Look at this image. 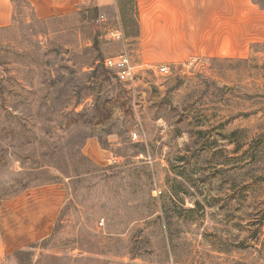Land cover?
Segmentation results:
<instances>
[{"label":"rangeland","instance_id":"374dc122","mask_svg":"<svg viewBox=\"0 0 264 264\" xmlns=\"http://www.w3.org/2000/svg\"><path fill=\"white\" fill-rule=\"evenodd\" d=\"M19 4L0 30V217L61 210L2 264H264V44L142 66L134 87L105 66L106 42L123 45L96 13ZM92 137L115 160H94Z\"/></svg>","mask_w":264,"mask_h":264},{"label":"crops","instance_id":"0c3cea01","mask_svg":"<svg viewBox=\"0 0 264 264\" xmlns=\"http://www.w3.org/2000/svg\"><path fill=\"white\" fill-rule=\"evenodd\" d=\"M21 1L34 17L47 21L97 13L98 23L106 25L109 32L121 30L123 35L117 40L123 45L120 52L115 39L106 42L109 48L103 49L105 57L129 47L133 58L147 67L191 60L250 59L257 44H264V7L254 0H137L140 34L135 38L124 34L117 0ZM20 7L19 0H0V30L16 25ZM107 136L113 141L112 133ZM96 138H90V156L97 161L115 160L113 151L102 148ZM60 210L58 204L43 209L35 224L31 216L28 224L17 225L0 217V264L34 241L48 237Z\"/></svg>","mask_w":264,"mask_h":264},{"label":"built area","instance_id":"2783aa9c","mask_svg":"<svg viewBox=\"0 0 264 264\" xmlns=\"http://www.w3.org/2000/svg\"><path fill=\"white\" fill-rule=\"evenodd\" d=\"M112 37L121 38V30L110 31ZM105 66L112 70L120 82L133 85L137 87L136 82L140 80L141 75L144 73L142 64L138 65L133 56L128 51H123L116 56H111L105 59ZM158 70L163 74H169L171 65L162 64L157 66ZM132 137L136 139L138 132H132Z\"/></svg>","mask_w":264,"mask_h":264},{"label":"trees","instance_id":"16d2710c","mask_svg":"<svg viewBox=\"0 0 264 264\" xmlns=\"http://www.w3.org/2000/svg\"><path fill=\"white\" fill-rule=\"evenodd\" d=\"M254 1L260 6L264 7V0ZM117 2L120 10L121 24L124 30V34L126 35V37H137L140 34L137 0H117ZM87 160L91 161L90 159ZM91 163L93 162L91 161ZM34 246L35 244H31L29 247L31 248Z\"/></svg>","mask_w":264,"mask_h":264}]
</instances>
